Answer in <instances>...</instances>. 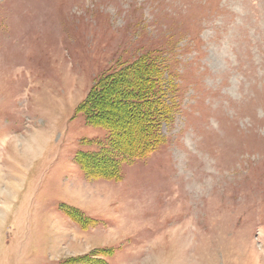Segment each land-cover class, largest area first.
I'll return each instance as SVG.
<instances>
[{
  "label": "rangeland",
  "instance_id": "rangeland-1",
  "mask_svg": "<svg viewBox=\"0 0 264 264\" xmlns=\"http://www.w3.org/2000/svg\"><path fill=\"white\" fill-rule=\"evenodd\" d=\"M143 61L135 159L83 104ZM0 264H264V0H0Z\"/></svg>",
  "mask_w": 264,
  "mask_h": 264
},
{
  "label": "trees",
  "instance_id": "trees-1",
  "mask_svg": "<svg viewBox=\"0 0 264 264\" xmlns=\"http://www.w3.org/2000/svg\"><path fill=\"white\" fill-rule=\"evenodd\" d=\"M134 65L129 66L127 73L108 78L109 86H106L105 89L101 86L95 87L89 96L88 102L83 104V107L88 105L89 118H102V115L105 116L104 109L99 108L102 105V97L105 95L111 98L112 104H115L117 96L127 111H133L137 114L138 118L143 120L142 125H140L144 134L142 142L132 143L130 148L127 149L132 153L133 158L144 159L153 154L164 143L163 139L158 136V128H155V126H160V122L167 113V109L163 104L164 108L160 109V106L157 107L156 101L159 100V103L166 96L167 91L163 93L160 87V72L158 74L151 64L143 61L141 65ZM112 93H117L115 99ZM89 110L91 111L89 112ZM107 114L106 116H108ZM110 126L113 125L110 124Z\"/></svg>",
  "mask_w": 264,
  "mask_h": 264
}]
</instances>
